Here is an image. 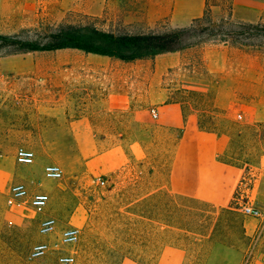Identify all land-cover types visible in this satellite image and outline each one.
I'll return each mask as SVG.
<instances>
[{
  "label": "rangeland",
  "instance_id": "rangeland-1",
  "mask_svg": "<svg viewBox=\"0 0 264 264\" xmlns=\"http://www.w3.org/2000/svg\"><path fill=\"white\" fill-rule=\"evenodd\" d=\"M204 1L107 0L102 17L45 16L35 29L10 37L41 40L68 25L116 35L183 29L203 15ZM233 8L229 17L226 6L212 7L214 37L207 24L196 26L186 35L193 46L144 59L150 101L137 108L128 135H65L53 128L48 107L71 85L84 87L88 77L79 68L89 64L86 53L25 55L0 41V264H57L70 253L75 264H223L227 248L251 250L264 264V39H248L255 30L241 25L264 23V0H234ZM32 63L34 72L17 71ZM27 88L35 91L34 116L20 111ZM142 97L137 84L134 99ZM23 148L34 153L29 166L17 163ZM51 164L62 170L61 180L46 179ZM199 168L213 169L214 192L199 189ZM19 182L30 194H47V206L36 210L15 200L10 189ZM246 205L259 218L244 215ZM45 217L58 224L51 237L38 233ZM68 227L80 231L74 246L58 243ZM41 241L52 250L31 260Z\"/></svg>",
  "mask_w": 264,
  "mask_h": 264
},
{
  "label": "crops",
  "instance_id": "crops-1",
  "mask_svg": "<svg viewBox=\"0 0 264 264\" xmlns=\"http://www.w3.org/2000/svg\"><path fill=\"white\" fill-rule=\"evenodd\" d=\"M106 6L107 0H0V34L13 36L19 32L35 29V24H39L42 17H57L67 12L102 17ZM242 10L256 13L253 7H247V9L242 7ZM255 17L258 16L255 15ZM248 21L253 22L254 19H248ZM87 58L89 64L79 68L88 77L82 84L84 87L71 85L70 90H63L65 97H60L59 101L53 102L48 107V110L53 112V128L64 130L65 135L77 136L130 134L131 132L127 131L130 128L129 122L133 124L136 120V111L144 107L147 100L150 101V67L145 64L146 60L122 62L95 54H87ZM17 71L34 72L35 64L22 65L20 68L17 67ZM136 75L138 77L143 75V80H137ZM80 82L82 81H78ZM137 84L139 87L143 86V97L138 103L134 99ZM66 88L67 86L64 89ZM27 89L22 91L18 99L20 111L34 116L35 91ZM67 91L71 92L70 95ZM250 118L259 120L253 114H250ZM213 177L212 168H199L195 182L202 193L206 191V188L214 192ZM27 189L29 191L28 187ZM227 249L229 251H225L219 261L223 264L234 262L242 264L247 251ZM210 257L212 259L213 256Z\"/></svg>",
  "mask_w": 264,
  "mask_h": 264
},
{
  "label": "trees",
  "instance_id": "trees-1",
  "mask_svg": "<svg viewBox=\"0 0 264 264\" xmlns=\"http://www.w3.org/2000/svg\"><path fill=\"white\" fill-rule=\"evenodd\" d=\"M234 0H205V9L200 18L192 21L191 26L183 29L154 31L150 30L145 34H113L102 33L95 28L85 29L75 28L73 26H60L57 30L50 33L41 40L30 41L21 40L17 37L0 36V41L5 46H13L17 53H36L51 52L58 50H79L86 54H95L118 59L123 62H132L155 57L159 54L171 53L184 50L191 47L194 43H187L186 35L196 26L208 25L209 36L214 37L215 25L212 18V7L226 6L228 15L231 17L232 3ZM244 28L255 30L249 31V38L264 39V23L241 24ZM211 28V29H210ZM228 40L234 38L226 35ZM225 36V37H226ZM228 40H222L227 43ZM234 44V43H232Z\"/></svg>",
  "mask_w": 264,
  "mask_h": 264
},
{
  "label": "built area",
  "instance_id": "built-area-1",
  "mask_svg": "<svg viewBox=\"0 0 264 264\" xmlns=\"http://www.w3.org/2000/svg\"><path fill=\"white\" fill-rule=\"evenodd\" d=\"M152 116L156 117L157 113L152 110ZM34 153L30 150L20 149L17 152L16 160L21 166H29L34 162ZM45 177L51 181H59L62 178V170L57 165H47L44 169ZM11 196L18 201L28 204L36 210H43L48 204V195L44 193L30 194L26 185L23 183H15L10 189ZM244 215L259 218L260 213L257 209L250 205L242 208ZM57 221L53 217H45L39 221L38 233L43 237H51L57 231ZM80 231L76 227H68L63 229L58 235V243L62 246H74L79 242ZM52 250L48 241H41L34 245L30 251L29 258L38 260L45 257ZM57 264H75V256L70 254H61L57 258ZM242 264H259L254 261L253 252L250 250L246 253Z\"/></svg>",
  "mask_w": 264,
  "mask_h": 264
}]
</instances>
